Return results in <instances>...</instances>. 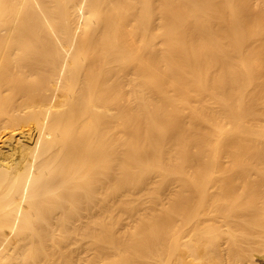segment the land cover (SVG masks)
I'll return each mask as SVG.
<instances>
[{"label": "bare ground", "instance_id": "1", "mask_svg": "<svg viewBox=\"0 0 264 264\" xmlns=\"http://www.w3.org/2000/svg\"><path fill=\"white\" fill-rule=\"evenodd\" d=\"M186 96L238 112L239 148ZM153 171L173 190L122 264H264V0H0V264H97Z\"/></svg>", "mask_w": 264, "mask_h": 264}, {"label": "rangeland", "instance_id": "2", "mask_svg": "<svg viewBox=\"0 0 264 264\" xmlns=\"http://www.w3.org/2000/svg\"><path fill=\"white\" fill-rule=\"evenodd\" d=\"M197 95V94H196ZM206 95H208V94H206ZM210 95V94H209ZM214 95V94H213ZM204 95H201V97H203ZM189 97V99H193L192 98V96H188ZM197 97H198V95H197ZM205 97V96H204ZM213 97V96H212ZM217 97V100H219L220 98H223L224 99V101H223V99L221 100V101H223V102H225L224 103V106L227 108L228 107V105L226 104V101L227 100H229L228 98H225V97H223V96H217V95H215V98ZM237 98V96H233V98H232V96H231V98L232 99H234V98ZM239 97V96H238ZM184 98V97H183ZM230 98V97H229ZM231 98H230V102H233L232 100H231ZM195 99L196 98H194L193 100H191L190 102L192 103V101L194 102L195 101ZM201 100H199V97H198V99L196 100V101H203V98H200ZM208 99V101H212V99L213 98H211V95H210V99L209 98H207ZM227 99V100H226ZM178 100H181L183 103L182 104H184V102H185V104H186V106H191V105H189V101H187L188 100V98H187V96L185 97V99H178ZM205 100H206V98H205ZM214 100V99H213ZM226 100V101H225ZM181 101H178V102H180L181 103ZM198 101V102H199ZM239 100H237V102H238ZM187 102V103H186ZM207 101H204V103H206ZM220 102V101H219ZM235 103H236V101H234ZM196 104H197V102H195ZM195 103H192V105H196ZM212 103V102H211ZM213 103H214V101H213ZM210 104L209 106L210 107H207V108H211L213 111H209L207 108H206V106L204 107L205 109H207V111H209V113L211 112V114H213V115H211V116H213L214 117V115H216V116H219L218 118L216 117V119H215V117H214V120L216 121V123H217V125H218V123L219 122H221L222 121V119L220 118V114L222 113V115H221V117L223 116V112H225V114L227 113L224 109H223V106H221V105H219V103L217 104L216 103V99H215V103L214 104ZM239 103V102H238ZM188 104V105H187ZM207 104H209V102H207ZM207 104H205V105H207ZM181 105V104H180ZM197 105H199V103L197 104ZM201 105H203V102H201L200 103V107H198V108H201V107H203V106H201ZM222 105H223V103H222ZM232 104L230 103V105H229V107L231 106ZM194 106H192V107H194ZM236 106V109L238 108L239 109V106H238V104L237 105H235ZM238 106V107H237ZM191 107V108H192ZM196 107V106H195ZM221 107V108H220ZM187 109H188V107H186ZM186 108H184V110H186ZM235 108V107H234ZM179 109V108H178ZM192 109H196V114H195V110L193 111V110H189L188 109V114L186 115V113H185V115L186 116H190L191 118H189V117H185V115L183 116L185 119H195V120H197V121H193L192 123H193V125H194V123H195V129H196V127H197V124H199V123H197V122H200V129H201V132L203 133V131L205 130L204 129V126H205V128L207 127V125H206V123H204V121H206L207 123H210V125L211 126H213V127H211V128H214V124L212 125V121L210 120V119H208L209 117H210V115H209V113L208 112H206L207 114H205V112H204V110L205 109H203L202 111L204 112H202L203 114H204V116H205V118H203V114L201 115V112L199 111V110H201V109H197V107L196 108H192ZM220 109L223 111V112H221L220 114H219V112L218 111H220ZM228 110H229V108H227ZM233 109V108H232ZM231 108H230V110H232ZM234 110V111H236L237 112V110ZM227 110V111H228ZM229 110V111H230ZM233 111V110H232ZM239 111V110H238ZM197 112H198V114L199 115H197ZM235 112V113H236ZM224 114V115H225ZM228 114V113H227ZM206 115H208L207 117H206ZM229 115H230V113H229ZM229 115H227V116H229ZM235 114H233V116H234ZM182 116V115H181ZM226 116V115H225ZM213 117H212V119H213ZM236 117V116H235ZM234 117V119H236L237 118V120L235 121L236 122V124H237V128H236V125H234L235 126V129L237 130V129H239V124L237 123V122H239V120H238V118H239V113L237 112V117L235 118ZM207 118V119H206ZM211 118V117H210ZM219 118L221 119V121H219ZM226 118V117H225ZM231 119H233V117L231 116ZM208 120V121H207ZM227 121L229 120L228 118L226 119ZM230 121H232V120H230ZM230 121H229V123H230ZM224 122L226 123V121L224 120ZM233 123H235L234 122V120L232 121ZM231 122V123H232ZM204 123V124H203ZM214 123V122H213ZM228 122H227V124H229ZM201 124H203L204 126H201ZM226 124V125H227ZM198 125V126H199ZM219 125L221 126L220 127V129L219 130H224L225 132H226V128H225V126H224V124L222 125V124H220L219 123ZM230 125V124H229ZM233 125H231V127L233 126ZM202 127V128H201ZM227 127V126H226ZM230 126L228 127V131L225 133L224 131H223V133H221V135H223L224 137H225V139L227 140V137L225 136V135H227L228 136V134H230V132H232L230 135V137H232V138H234L233 139V143L231 142V140L230 139H232V138H228V140L230 141V143H228V141H226L225 139H224V137H223V139H224V141H226V143L224 142V144H226L228 147H231L232 148V146L233 147H235V146H237L238 148H239V139H237V136L235 137V135H234V133H233V131H235V130H232L231 131V129H234V127L233 128H231ZM198 128V130H200ZM209 128V127H208ZM222 128V129H221ZM231 128V129H230ZM203 130V131H202ZM208 130H211L210 128L208 129ZM212 131H214L213 129L211 130V132ZM199 132V131H198ZM204 132H206V131H204ZM207 132H209V131H207ZM206 132V133H207ZM211 132H210V134H211ZM205 133V134H206ZM214 133H215V131H214ZM217 133H219V131H217ZM216 133V135H218ZM238 133V132H237ZM236 133V134H237ZM199 135H197L198 137L200 136H203L202 138H206L207 136L205 135H201L200 133H198ZM210 134L208 133V135L210 136ZM232 134H233V136H232ZM216 135L214 134V136L213 137H215V138H213L214 140L215 139H217V137H216ZM238 135V134H237ZM208 136V137H209ZM197 137V139L199 140L200 139V137L198 138ZM207 137V138H208ZM201 138V142L203 141V139ZM206 138V139H207ZM210 138H211V136H210ZM209 138V139H210ZM239 138V137H238ZM222 139V138H221ZM198 140H197V142H198ZM195 142H196V140H194ZM206 141H208V140H206ZM236 141V142H235ZM212 141H210L209 142V144L208 145H210V143H211ZM178 143V142H177ZM204 143V141L202 142V144ZM208 143V142H207ZM215 143V142H214ZM200 144V142H198V145ZM202 144H200L199 145V147L202 145ZM228 144H231V146H229ZM196 145H197V143H196ZM195 145V146H196ZM204 145H207V144H203V147H204ZM214 145V144H213ZM226 145H225V148H226ZM178 147H180V144H179V146H177V148H176V152H178L177 151V149H178ZM202 147V146H201ZM209 148V147H211V146H206L205 148ZM226 148V149H230V148ZM195 148V147H194ZM213 148V147H212ZM236 148V147H235ZM181 149V148H180ZM197 149V148H196ZM211 149V148H210ZM208 150V149H207ZM192 151H194V149L192 150ZM196 151V150H195ZM210 152H208V154L210 155H208L209 156V158L210 157H213V151H211V150H209ZM180 152H182V151H180ZM183 153V152H182ZM177 154V153H176ZM177 156V160L176 161H180V159L178 160V156H180V153H179V155H176ZM183 156V155H182ZM182 156H180V157H182ZM196 156V155H195ZM189 157V156H188ZM185 158V157H184ZM187 158V157H186ZM190 158V157H189ZM196 158V157H195ZM194 158V159H195ZM213 159V158H212ZM209 160V159H208ZM182 163H183V157H182ZM180 161V162H181ZM185 161V160H184ZM178 162H176V163H178ZM186 162L188 163L189 162V160H188V158L186 159ZM185 162V166L188 168V166H187V163ZM175 163V164H176ZM179 167H181L180 166V163H179ZM175 172H176V174L175 175H177L178 174V172L179 171H181L182 173H183V167H181L180 169L178 168V166H176L175 165ZM181 176L183 175V174H180ZM178 177H179V175H177ZM178 177H177V180H178ZM144 178V179H143ZM141 181H140V183H138V184H136V185H133V187L128 191V201H129V207L127 208V209H125V208H123L122 206H116L115 208H114V211H113V214H112V219L108 222V223H106L104 226H101V228H100V226L98 227V230H97V235H99V238H98V240H97V242L96 243H93L94 245H95V248L97 249L98 248V253L99 252H101V253H99L98 255V260H99V262H97V264L99 263V264H113V262H114V264L115 263H117V264H122L123 263V258H124V256H122L123 254L122 253H120V252H108V249H107V247L110 245V242H111V240L112 241H114V242H118V238L120 239V238H123L124 237V235H125V232L126 233H128L129 235L130 234H132V235H134V237L136 238V237H138V236H140L139 234H141L140 233V231L142 230H144V229H142V226H143V224H137V222L136 221H134V219H133V216H134V218L136 217V218H138L137 217V215H139V214H143V213H145L146 211H148L149 212V210L151 209V208H153V209H155V205H156V203L158 202V200L160 199V198H163V200L165 201V196L167 195V194H169L168 196H170V194L171 193H169V192H171L173 189V186H174V182H173V179H165V180H163V179H161V177L159 176V173L157 172V171H153V172H151V173H148V175L147 176H144V177H141ZM174 181H175V179H174ZM175 183H176V181H175ZM165 195V196H164ZM162 196V197H161ZM167 197V196H166ZM165 198V199H164ZM167 198H169V197H167ZM162 199H160L159 201H163ZM167 200H169V199H167ZM117 204V203H116ZM151 211V210H150ZM134 212H136V214H134V215H132ZM148 212H146V213H148ZM132 220H133V223H132ZM112 222V223H111ZM110 223H111V225H110ZM140 223H142V222H140ZM107 225V226H106ZM144 227V226H143ZM145 228V227H144ZM100 229V230H99ZM103 229H105V230H103ZM108 229V230H107ZM127 229V230H126ZM129 231V232H128ZM131 231V232H130ZM108 232V233H107ZM113 235V236H112ZM138 235V236H137ZM103 237V238H102ZM111 237V238H110ZM117 237V238H116ZM130 237V236H129ZM108 238H109V240H108ZM131 238V237H130ZM139 238V237H138ZM106 241V242H105ZM107 242H109V243H107ZM101 244V245H100ZM108 244V245H107ZM107 245V246H106ZM91 246H92V244H91ZM100 246V247H99ZM102 247H103V249H102ZM102 249V250H101ZM104 253H106V255L103 254ZM100 255H101V258H100ZM107 256H109V257H107ZM101 259V260H100ZM103 260V261H102ZM103 262V263H102ZM104 262H106V263H104Z\"/></svg>", "mask_w": 264, "mask_h": 264}]
</instances>
